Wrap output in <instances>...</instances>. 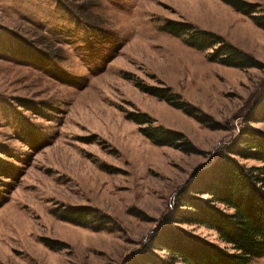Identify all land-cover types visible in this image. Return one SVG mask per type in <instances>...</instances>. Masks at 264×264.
<instances>
[{
  "label": "rangeland",
  "instance_id": "374dc122",
  "mask_svg": "<svg viewBox=\"0 0 264 264\" xmlns=\"http://www.w3.org/2000/svg\"><path fill=\"white\" fill-rule=\"evenodd\" d=\"M242 1L264 26V0ZM167 22L212 33L258 65L210 61L212 50L168 34ZM138 86L169 90L209 125ZM263 102L264 27L221 0H0V264H127L241 130L264 134ZM129 114L194 152L152 144ZM75 207L108 229L56 215ZM172 228L224 247L203 227Z\"/></svg>",
  "mask_w": 264,
  "mask_h": 264
},
{
  "label": "trees",
  "instance_id": "16d2710c",
  "mask_svg": "<svg viewBox=\"0 0 264 264\" xmlns=\"http://www.w3.org/2000/svg\"><path fill=\"white\" fill-rule=\"evenodd\" d=\"M236 12L251 17L255 24L261 18L252 16L256 8L242 0H221ZM163 30L175 37L185 35L186 45L198 51H210V61L240 70L257 67L250 56L225 44L222 38L208 32L194 31L190 25L167 22ZM218 46V47H216ZM142 92L171 104L185 114L209 125V118L196 116V111L177 102L167 89L138 86ZM259 108L260 121L264 120V102ZM128 120L143 126L141 134L159 147H175L193 153L192 146L179 133L152 127L144 114H129ZM214 166L201 175L195 184L184 190L178 206L157 234L148 239L145 249L132 256L127 264H250L264 256V134L249 129L241 130L237 139L226 148ZM251 160L258 167H246L236 161ZM206 196L205 199L201 198ZM178 201V200H177ZM61 221L93 231L108 229V219L99 217L90 208L57 210ZM173 224L203 227L214 232L220 247L190 233L172 228ZM44 245L59 249L48 240Z\"/></svg>",
  "mask_w": 264,
  "mask_h": 264
}]
</instances>
